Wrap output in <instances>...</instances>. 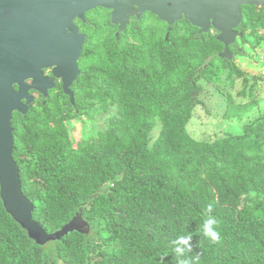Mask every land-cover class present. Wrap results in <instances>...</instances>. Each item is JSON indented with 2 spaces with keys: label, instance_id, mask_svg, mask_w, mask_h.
<instances>
[{
  "label": "trees",
  "instance_id": "1",
  "mask_svg": "<svg viewBox=\"0 0 264 264\" xmlns=\"http://www.w3.org/2000/svg\"><path fill=\"white\" fill-rule=\"evenodd\" d=\"M99 10L83 23L75 103L59 85L13 116V158L34 220L53 233L80 213L89 232L41 245L0 195V264H176L170 241L185 233L200 264H264V116L214 139L188 131L208 89L226 103L225 119L258 107L249 73L218 55L217 31L200 33L186 18L147 27L144 16L117 39ZM261 27L264 13L247 6L241 29ZM239 78L245 102L230 92ZM76 119L104 127L76 142L67 124ZM210 202L223 222L219 244L198 233Z\"/></svg>",
  "mask_w": 264,
  "mask_h": 264
},
{
  "label": "water",
  "instance_id": "2",
  "mask_svg": "<svg viewBox=\"0 0 264 264\" xmlns=\"http://www.w3.org/2000/svg\"><path fill=\"white\" fill-rule=\"evenodd\" d=\"M245 5L264 6V0H0V195L7 212L32 239L44 245L72 231L89 232L80 213L53 233L35 221V205L23 192L13 158V116L29 111L35 101L31 91L47 98L55 78L60 79L75 103L71 87L81 74L78 62L87 36L74 20L85 22L86 13L97 7L110 9V21L119 25L120 33L131 17L141 20L146 12L170 26L186 18L200 33L216 29L224 45L218 55L231 60V44L237 36L244 37L236 28L243 21ZM48 68L55 78L45 74Z\"/></svg>",
  "mask_w": 264,
  "mask_h": 264
},
{
  "label": "rangeland",
  "instance_id": "3",
  "mask_svg": "<svg viewBox=\"0 0 264 264\" xmlns=\"http://www.w3.org/2000/svg\"><path fill=\"white\" fill-rule=\"evenodd\" d=\"M98 8V7H97ZM93 10V9H92ZM108 11L99 10L94 13L98 17H104ZM147 27L160 26L165 28V24L161 23L156 15L150 13L145 14L144 17ZM263 34V33H262ZM260 34V35H262ZM252 39H248L250 37ZM247 41H239L240 47L245 52L244 54H238L236 57V63L239 68L250 75V86L255 83L254 96L259 102L250 114L244 117L243 120L225 119L223 112L226 103H222L216 93H212L210 89L207 90L205 101L208 102V106L196 107L194 116L192 117L189 125V133L197 139H214L216 137H223L227 133H241L243 132V125L251 122L259 117L264 116V41L259 39L258 35L246 34ZM257 39V40H256ZM252 43H256L258 46H252ZM256 77V79H253ZM244 82L242 78H239L235 82L234 87H230L231 93L237 102H245L250 99V95L246 96L239 93L243 88ZM71 134L76 142H82L96 136V132L99 128L104 127L102 122L97 123L88 119H76L71 123H67ZM157 130H154L153 134H156Z\"/></svg>",
  "mask_w": 264,
  "mask_h": 264
},
{
  "label": "clouds",
  "instance_id": "4",
  "mask_svg": "<svg viewBox=\"0 0 264 264\" xmlns=\"http://www.w3.org/2000/svg\"><path fill=\"white\" fill-rule=\"evenodd\" d=\"M203 216V222L198 229L199 235L212 244H219L222 237L218 229L223 222L221 218L214 215L213 203L210 202L205 206ZM192 241V233L179 234L170 241V246L176 258V264H200L201 253L196 252L195 255L192 254L194 252Z\"/></svg>",
  "mask_w": 264,
  "mask_h": 264
},
{
  "label": "flooded vegetation",
  "instance_id": "5",
  "mask_svg": "<svg viewBox=\"0 0 264 264\" xmlns=\"http://www.w3.org/2000/svg\"><path fill=\"white\" fill-rule=\"evenodd\" d=\"M247 6H250V5H245V6L242 7L243 19H244V9H245ZM251 7H254V9H255L256 11H258L259 13H264V6H251ZM103 9H104L105 11H108L109 18H110L111 10H110V9H105V8H103ZM147 13H151V12H146V13H144L143 17H144L145 14H147ZM151 14H153V13H151ZM143 17H142V19H143ZM183 19H184V18H183ZM183 19H182V20H183ZM135 20H137L135 16H134V17H131L129 23H128L127 26H126V28L128 27L129 24H132ZM74 22H75V24L79 27L80 32L84 33V27H85V26H83V23H84V22H83L82 20H80L79 18H76V19L74 20ZM85 22H86V21H85ZM164 22H165V21H164ZM242 22H243V21H242ZM242 22H241V24L236 28V30H237L238 32H244V37L237 36L235 42L232 43L231 46H233V45H237V44H238V49L243 50V49L240 47L239 41H240V40H242V41H243V40H244V41H247L248 39H252L250 36H249L250 38L247 39L246 34H248V35H256V37H257V35H258L259 39H261L262 41H264V27H261V29L257 30V32H254V33L250 34V31H248V30H244V31H243V29H241ZM111 23H112V22H111ZM112 24H113V23H112ZM113 26H114V32H115V34H116L117 39H120V35L124 32V30L121 31L120 33H118L119 25L113 24ZM172 26H173V25H172ZM172 26H168V29H171ZM213 29H214V28H210V31H212V32L217 31L216 29H215V30H213ZM198 32H199V28H198ZM262 33H263V34H262ZM260 34H262V35H260ZM217 35H218V31H217ZM245 37H246V38H245ZM256 40H257V39H256ZM86 42H87V39H86ZM231 46H230V49H231ZM223 49H224V47H223ZM223 49H222V50H223ZM231 50H232V49H231ZM233 50H235V49L233 48ZM81 56H82V55H81ZM234 56H235V55H234ZM79 67H80V66H79ZM80 70H81V68H80ZM45 74H46L47 76L53 77V75H52V69H51V68L46 69V70H45ZM53 78H55V77H53ZM55 80H56V86H55L54 88H56L57 86L61 85V89L63 90V93L65 94L64 89H63V83H62V80H60V79H56V78H55ZM75 82H76V80L74 81V83H73V85H72V87H71L72 90H73V92H74V94H75V90H74ZM51 90H52V89H51ZM49 91H50V90H49ZM31 93L35 96V98H39V95H40L39 92H37V91H31ZM66 95H67V94H66ZM67 96H68V95H67ZM68 97H69V96H68ZM69 98H70V97H69Z\"/></svg>",
  "mask_w": 264,
  "mask_h": 264
}]
</instances>
